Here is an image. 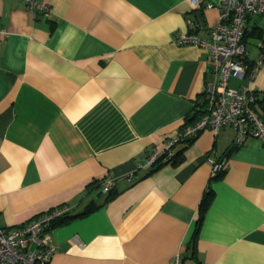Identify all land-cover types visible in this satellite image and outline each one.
<instances>
[{"label": "crops", "instance_id": "1", "mask_svg": "<svg viewBox=\"0 0 264 264\" xmlns=\"http://www.w3.org/2000/svg\"><path fill=\"white\" fill-rule=\"evenodd\" d=\"M41 1L48 16L0 0V227L92 204L51 231L48 264H170L177 252L189 256L194 233L195 255L183 264H264L259 139L234 146L230 127L204 129L174 145L184 148L177 163L145 164L188 125L210 76L208 51L174 38H207L219 17L205 5L219 0ZM246 24L264 35L263 17ZM246 49L250 64L258 48ZM230 82L264 99V59L251 79Z\"/></svg>", "mask_w": 264, "mask_h": 264}, {"label": "built area", "instance_id": "2", "mask_svg": "<svg viewBox=\"0 0 264 264\" xmlns=\"http://www.w3.org/2000/svg\"><path fill=\"white\" fill-rule=\"evenodd\" d=\"M33 15L42 13L48 16L50 7L41 0H21ZM191 6L199 8L200 0H189ZM206 8L218 11V22L209 30L207 38H199L194 33H181L175 36L178 45H194L209 53V78L205 80L203 92L207 101V112L192 124L185 126L178 134L164 144L162 150L153 151L145 160L151 166L162 155H171L172 147L194 138L204 129L214 134L224 127L233 132V145L239 146L248 138L259 139L264 144V122L249 103L254 97L252 90L244 83L238 87L229 85L230 79L244 82L251 79L264 59V37L258 39V54L252 63L247 62L248 52L241 41L246 19L250 16L264 18V0H219L216 4L206 3ZM214 174L223 170V162H215ZM132 174L127 176L128 180ZM107 179L102 192L107 194L114 184ZM68 206H61L37 216L27 223L14 228L0 227V264H48L56 246L53 243L50 223L56 217L68 212ZM73 241L78 242L76 237ZM170 264H183V256L177 252Z\"/></svg>", "mask_w": 264, "mask_h": 264}, {"label": "trees", "instance_id": "3", "mask_svg": "<svg viewBox=\"0 0 264 264\" xmlns=\"http://www.w3.org/2000/svg\"><path fill=\"white\" fill-rule=\"evenodd\" d=\"M249 18V17H248ZM248 18L246 19V22L248 20ZM245 22V24H246ZM264 35H262V29L261 27L254 25V26H245V29L243 31V35L241 38V41L245 44V46L248 44V39H261L263 38ZM248 58V56H247ZM248 62V60H247ZM253 94V101L249 103L250 107L256 112L257 116L259 118H261L264 122V99L259 97L258 93L254 90L251 91ZM200 97V100L198 102H196L195 104V108H194V113L192 115V117H188L186 120L185 125H189L192 124L194 121H196L198 118H200L201 116H203L204 114H206L207 112V101L205 100V95L204 92H202ZM192 140V139H191ZM191 140H187L188 143L191 142ZM174 147V146H173ZM173 147H172V151H171V155L167 156V155H162L159 157V159L157 161H155L152 165H156L153 170L155 171L157 169V167L161 166L162 164H166V163H177L178 160V154L181 153V151L184 149L183 147L181 149H178L176 151H173ZM150 172V173H151ZM222 175V170L220 172H218L216 174L215 177H220ZM104 182L101 183V188L98 190L102 191V185ZM113 194V191H109L105 198H104V202L108 201L111 196ZM212 190L209 189L207 190L203 197L201 198V202L199 204V211H198V222H197V226L199 225V223L201 222L211 200H212ZM98 206V205H97ZM96 206V207H97ZM61 207V206H60ZM95 207H93L92 204H89L88 206H86L84 209H82L81 211H77V212H73L71 209L68 212L63 213L62 215L56 217L54 220L51 221L50 223V229H55L56 227L67 223L68 221L77 218V217H81L84 215H87L88 213H90L92 210H94ZM51 210H49L48 212H50ZM47 212V213H48ZM194 238H195V233L192 236V239L190 240V242L188 243L187 249L189 250V256H185L183 258L184 259H189L191 257H194L195 255V244H194Z\"/></svg>", "mask_w": 264, "mask_h": 264}, {"label": "water", "instance_id": "4", "mask_svg": "<svg viewBox=\"0 0 264 264\" xmlns=\"http://www.w3.org/2000/svg\"><path fill=\"white\" fill-rule=\"evenodd\" d=\"M257 41H258L257 39H253V38L252 39H248V43L249 44L256 45V46H257ZM101 195H102V192H99L98 193V197L101 196Z\"/></svg>", "mask_w": 264, "mask_h": 264}, {"label": "rangeland", "instance_id": "5", "mask_svg": "<svg viewBox=\"0 0 264 264\" xmlns=\"http://www.w3.org/2000/svg\"><path fill=\"white\" fill-rule=\"evenodd\" d=\"M247 48H248V49H251V50H254V51L256 50V48H253V47H251L250 45H248ZM231 85H232V83L230 82V86H231Z\"/></svg>", "mask_w": 264, "mask_h": 264}, {"label": "clouds", "instance_id": "6", "mask_svg": "<svg viewBox=\"0 0 264 264\" xmlns=\"http://www.w3.org/2000/svg\"><path fill=\"white\" fill-rule=\"evenodd\" d=\"M111 191V190H110ZM102 192V191H101ZM103 193V192H102Z\"/></svg>", "mask_w": 264, "mask_h": 264}]
</instances>
